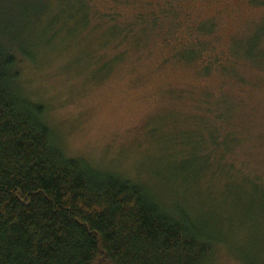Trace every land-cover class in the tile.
<instances>
[{
  "label": "trees",
  "instance_id": "16d2710c",
  "mask_svg": "<svg viewBox=\"0 0 264 264\" xmlns=\"http://www.w3.org/2000/svg\"><path fill=\"white\" fill-rule=\"evenodd\" d=\"M44 1L31 8L35 17L50 12ZM73 1L74 69L84 59L83 73L96 83L105 81L127 54L138 55L149 44L168 47L160 65L193 68L203 78L218 68L236 76L235 67L247 63L264 71L263 31L217 54L211 21L191 27L190 21L177 17L183 0H103L106 7H97L95 2L102 0ZM247 2L264 7V0ZM114 50L117 53L109 56ZM17 67L16 57L0 46V264H211L217 245L230 252L237 248L199 225L184 208L175 205L168 210L146 186L67 157L53 141L45 107L19 92ZM202 101L211 113H219L216 126L193 117L187 121L194 127L180 131L169 143L156 131L152 133L157 140L152 139L162 150H175L174 156L167 154L166 164L187 188L201 183L208 190L216 163L246 141V131L239 135L234 130L236 109L228 98L215 100L211 94ZM222 122L233 131L223 133ZM217 166L224 184L209 206L219 207L231 224L227 213L234 210L229 192L234 173ZM244 176L264 205V181ZM237 250L238 262L249 264Z\"/></svg>",
  "mask_w": 264,
  "mask_h": 264
},
{
  "label": "rangeland",
  "instance_id": "374dc122",
  "mask_svg": "<svg viewBox=\"0 0 264 264\" xmlns=\"http://www.w3.org/2000/svg\"><path fill=\"white\" fill-rule=\"evenodd\" d=\"M42 1L0 0V46L17 59L19 92L45 107V120L55 145L69 158L86 160L99 170L146 186L168 210L175 205L184 208L213 235L230 240L229 245L237 247L249 264H264L262 196L255 195L257 191L244 178L246 175L264 181L262 68L256 64H239L235 67L236 76L218 68L203 78L193 68L170 62L160 65L168 47L149 44L138 55L127 54L105 81L96 83L97 80L94 82L83 73L84 59L74 69L72 50L77 47V41H73L77 28L71 16L74 1L45 0L50 12L35 17L37 14L31 8L38 7ZM95 3L105 6L103 0ZM182 3V12L176 13L179 19L190 21L191 27L201 21H211L214 25L211 35L215 36L212 43L217 54H226L236 40L248 38L256 30L263 31L264 36V7L252 6L247 0H183ZM35 20L39 24L35 25ZM116 53L114 50L108 54ZM238 79H244V83ZM211 94L215 100L228 98L234 105V130L240 135L244 129L246 141L225 152L224 159L216 163L212 188L202 189L201 183L187 188L166 164V158L174 156L175 150L169 146L168 151L160 149L152 132L156 131L158 137L161 135L169 143L180 131L194 127L193 121H187L193 117H204L210 127L216 126L219 113H211L212 108L206 109L202 101ZM222 124L224 133L230 125ZM196 131L202 133L199 127ZM203 133L205 136L207 131ZM217 165L234 173L235 184L229 190L234 210L227 213L231 214V224L222 218L225 214L219 207L209 206L224 184ZM207 176L211 178V174ZM215 248L211 264H240L237 248L231 252L225 245Z\"/></svg>",
  "mask_w": 264,
  "mask_h": 264
}]
</instances>
